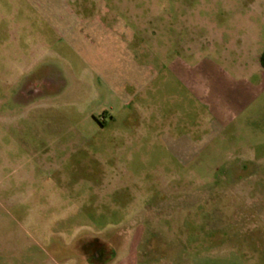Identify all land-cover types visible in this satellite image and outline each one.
<instances>
[{
	"label": "rangeland",
	"instance_id": "rangeland-1",
	"mask_svg": "<svg viewBox=\"0 0 264 264\" xmlns=\"http://www.w3.org/2000/svg\"><path fill=\"white\" fill-rule=\"evenodd\" d=\"M263 51L264 0H0L5 259L264 264ZM214 58L262 71L227 133L172 73Z\"/></svg>",
	"mask_w": 264,
	"mask_h": 264
},
{
	"label": "crops",
	"instance_id": "crops-1",
	"mask_svg": "<svg viewBox=\"0 0 264 264\" xmlns=\"http://www.w3.org/2000/svg\"><path fill=\"white\" fill-rule=\"evenodd\" d=\"M190 64H193L191 65L193 68V76L190 77V81L186 82L183 80L181 73L178 71L176 72V70L172 71L173 75L178 77L180 81L185 82L187 87L191 89L192 93L196 94V99L204 104L205 112L208 113L209 117L211 116L207 128L220 130L222 133L229 132L230 128L236 125L235 122L238 119L236 113L240 106L238 105V102L240 103V101L234 100L231 106L226 107L223 105V97L226 94H230L231 91L238 94L239 97L245 96L250 92H253L254 94L258 93L262 82L259 81L254 84L250 79L262 71L259 70L249 76H240L237 71L231 70V68L225 66L222 61H218L216 58L204 59L193 63L191 62ZM211 88H213V90ZM170 139L173 138L170 137L169 141ZM173 141L176 142L174 139ZM192 163L194 162L192 161ZM3 255H6L4 251H0V258L3 260L0 264H3L5 260L8 261V264H25L19 256L11 254V257L5 259V256ZM47 264L64 263L51 257ZM122 264H133V260H125Z\"/></svg>",
	"mask_w": 264,
	"mask_h": 264
},
{
	"label": "flooded vegetation",
	"instance_id": "flooded-vegetation-1",
	"mask_svg": "<svg viewBox=\"0 0 264 264\" xmlns=\"http://www.w3.org/2000/svg\"><path fill=\"white\" fill-rule=\"evenodd\" d=\"M259 61L264 70V51ZM70 243L75 244L84 264H108L116 255L112 245L98 237L81 235L74 238Z\"/></svg>",
	"mask_w": 264,
	"mask_h": 264
}]
</instances>
